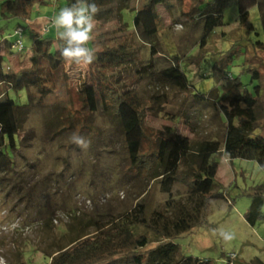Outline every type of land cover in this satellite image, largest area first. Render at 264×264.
Returning <instances> with one entry per match:
<instances>
[{
  "label": "rangeland",
  "instance_id": "374dc122",
  "mask_svg": "<svg viewBox=\"0 0 264 264\" xmlns=\"http://www.w3.org/2000/svg\"><path fill=\"white\" fill-rule=\"evenodd\" d=\"M190 2L183 0L185 9ZM64 4L65 0L37 3L27 21L4 19L0 14V37L15 41L14 30L19 22L24 26L28 23L44 35L56 36L52 21ZM163 12L165 25L154 42L160 54L180 56V65L193 88L179 90L152 81H144L136 88L138 108L144 118L142 151L159 150L162 154L164 138L173 134L171 131L189 135L193 142L223 141L225 117L201 94L228 83L219 73L220 66H225L232 76L240 77L251 92L259 90L261 117L256 132L264 135V45H254L264 38L257 7L250 8L248 21L241 24L236 0H228L224 24L213 30L202 47L201 21L185 25ZM121 15L132 30L135 11L125 8ZM112 36L113 43L124 41L116 34ZM21 39L24 49L19 51L15 46V55L30 51L32 38L28 27L23 28ZM135 44L146 58L149 46L138 41ZM233 47L239 49L231 59L228 50ZM21 57L5 58L2 70L17 64L26 66V57L20 62ZM251 64L258 68L260 78L251 80V72L247 70ZM72 86L66 90L55 85L48 104L24 115L19 129L10 109L12 126L22 144L16 152L15 166L0 169V222L19 218L21 227L28 228L0 237L4 264H48L50 258L45 249L70 246L79 231H93L95 221L128 210L136 199L145 200L149 214L165 198L159 180L150 183L140 180L131 167L117 119L113 115L90 113L83 107L77 84ZM10 93L16 94L13 90ZM19 94L25 102V91ZM73 134L84 137L88 147L73 143ZM214 158L218 162L215 177L218 194L209 199L202 223L175 242L187 256L210 258L216 264H226L228 260L233 264H256L255 260L264 264V204L263 218L254 225L245 218L255 188L262 187L264 195V169L256 160L230 159L224 152ZM185 189L184 185L176 184L177 193L183 194ZM222 233L230 239H224Z\"/></svg>",
  "mask_w": 264,
  "mask_h": 264
},
{
  "label": "trees",
  "instance_id": "16d2710c",
  "mask_svg": "<svg viewBox=\"0 0 264 264\" xmlns=\"http://www.w3.org/2000/svg\"><path fill=\"white\" fill-rule=\"evenodd\" d=\"M73 2L65 0L63 8ZM95 2L99 13L95 18L96 36L88 45L96 56L91 65L65 62L57 49V35H44L28 23L24 26L19 22L16 28H29L32 38L29 53L15 55L13 48L18 47V38L11 41L7 36L0 37V169L15 166L16 152L22 144L12 126L10 109L19 129L24 115L48 104L55 93V85L69 90L77 84L86 110L92 114L113 115L117 119L131 167L140 180L147 183L159 180L165 198L149 214L145 200L136 199L128 210L95 221L93 231H79L78 238L70 246H56L53 251L45 249L44 253L50 258L48 264H216L210 258L187 256L175 240L202 223L209 199L218 194L215 192L216 155L224 152L230 159L256 160L264 169V135L256 132L261 117L260 92L258 89L251 92L240 77L232 76L225 66H220L219 73L228 83L221 89L213 86L201 94L225 117L223 141L193 142L191 136L171 131L173 134L164 138L161 154L159 150L142 151L144 118L138 108L136 88L144 81H152L179 90L192 89L180 65V56L160 54L154 42L165 25L163 11L172 20L185 25L201 21L199 45L202 47L213 30L224 24L228 0H191L187 9L183 0ZM37 3H46V0H0V14L4 19L27 21ZM236 3L241 24L248 21L250 8L257 7L264 38V0H236ZM125 8L135 11L132 30L122 20L121 12ZM114 34L124 41L111 42ZM137 41L149 46L148 58L139 53ZM254 45L261 47L264 40H257ZM238 49L228 50L231 59ZM18 55L26 57L27 65L8 66L3 71L2 61ZM23 57L20 62L25 59ZM215 67H219L217 63ZM247 70L251 72V80L260 78L254 65ZM67 84L71 86L68 88ZM11 90L15 96L11 95ZM22 90L25 102L20 100ZM176 184L186 187L183 194L175 191ZM263 204L262 187H256L245 213L251 225L263 218ZM255 262L263 264L259 260ZM226 264L233 263L228 260Z\"/></svg>",
  "mask_w": 264,
  "mask_h": 264
},
{
  "label": "clouds",
  "instance_id": "9594fccd",
  "mask_svg": "<svg viewBox=\"0 0 264 264\" xmlns=\"http://www.w3.org/2000/svg\"><path fill=\"white\" fill-rule=\"evenodd\" d=\"M98 13L99 7L95 0H74L53 19L52 24L58 37L57 49L65 62L78 66H87L94 62L95 53L88 45L93 39ZM71 140L78 146L88 147L89 142L82 136L73 134ZM221 235L226 240L230 239L228 234Z\"/></svg>",
  "mask_w": 264,
  "mask_h": 264
},
{
  "label": "built area",
  "instance_id": "2783aa9c",
  "mask_svg": "<svg viewBox=\"0 0 264 264\" xmlns=\"http://www.w3.org/2000/svg\"><path fill=\"white\" fill-rule=\"evenodd\" d=\"M23 33V29L21 27H18L14 30V34L17 36V41H16V45L19 48L24 47V44L22 42L21 36ZM28 227H21V223H20V219L16 218L13 220H4L3 222H0V237L8 234V233H12L16 230H25ZM0 264H4L2 262V258L0 257Z\"/></svg>",
  "mask_w": 264,
  "mask_h": 264
}]
</instances>
